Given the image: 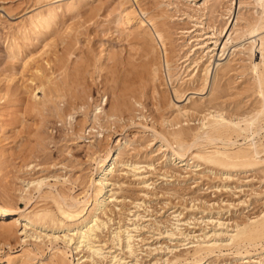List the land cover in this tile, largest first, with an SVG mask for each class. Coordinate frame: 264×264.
Instances as JSON below:
<instances>
[{
  "label": "rangeland",
  "instance_id": "rangeland-1",
  "mask_svg": "<svg viewBox=\"0 0 264 264\" xmlns=\"http://www.w3.org/2000/svg\"><path fill=\"white\" fill-rule=\"evenodd\" d=\"M190 1L138 0V4L134 0H132V3L130 2V5H134V9H136L138 14L142 15L145 12L152 16L157 14V17L164 15L165 18L162 16L160 21L162 22L163 20L162 23H165L164 25L169 34L174 68L178 67L174 71L173 77L174 79L182 78L183 82L186 83L183 84L181 96L177 99L172 89L176 85V81L173 80L170 83L165 70L160 69L159 78L163 76L159 81L162 82V85L165 84L161 86L160 83L161 87H159L165 93L167 91L168 94L166 96L169 97L166 98L170 99V102L167 103L162 100L161 103L156 105L150 91H146L144 94L137 92L139 99L136 98V100L141 102L144 108H141L140 105H133L135 108L132 107L133 110L128 107H121L118 110V112H121L118 113L119 115L114 121H111V123L109 121L106 124L104 123L105 121H101V125L104 126L101 128L99 123L91 121L95 109L101 106L105 109V113H108L124 97L126 101L134 102L133 98H131L134 95L132 93L138 89L139 83L137 85L133 83V85L135 84L134 87L131 83L134 82L135 78H132V76L140 75L144 64L142 52L139 51L137 41H135L134 37L125 34L127 32L124 33L117 23L118 2L115 0L106 2L105 0L103 4L98 5V8L96 6L98 11L96 9L92 13L93 18L87 13V18L86 15H84L85 17L80 16V18L76 17V14H71V17L69 15L60 20L59 26L64 24L63 22L65 24L63 28L58 26L61 28H58L59 30L63 31L65 26L69 27H66L67 30L65 29L66 31H63V34L60 32L62 38H68L65 39L64 47L63 44H59L61 43L60 38H58V42L57 39L56 41L54 39V45H51L50 41L53 37H48V40H51L47 44L50 43V45L45 47V50L42 48L44 43L36 44L34 48L31 47L30 52L39 51L41 53L39 64L53 78L59 74V69L64 66L62 61L65 59L67 64L68 58L70 64L80 59L79 61L81 62L79 64H84L89 70V73L84 77L85 79L78 81L70 79L71 81L66 82L68 86H65L64 81L62 82L59 78V82L55 79L54 82L62 83L61 87L63 90L60 89L61 87L57 88L59 91L52 89L51 91L56 93L53 94L50 91L49 97L44 98L43 87H40L41 81L33 76L35 63L31 62L24 70L22 69L23 64L21 66V63L23 62L21 60L26 58L28 52L25 50V53H23L25 57L23 56L18 61H15L16 64L13 63L14 61L8 55L10 36L12 38L14 31L21 27L28 17L39 12L44 4H39L38 0H0V97H2V93L3 95L5 94V90L8 87L13 91V93L11 91L13 95H4L3 97L6 98L2 97L0 100V203L4 204L3 198L11 197L10 202L17 208H28V211L46 208L55 210L56 207L52 200L45 199L42 194L51 190H60L64 191L68 196L82 197L87 190L86 182L88 177L94 172L95 163L92 159L97 156L93 155L94 151H101L103 155L108 148L114 149L119 144L123 145L126 143L123 154L125 161L140 162L141 167L154 163L157 169H147L145 172L148 184L153 183L152 187L142 186L138 178H134L127 172L120 171V174L116 172L115 178L112 177V180L116 181L117 179L116 183L111 186L119 191L114 190L116 195L119 196L118 198H120L119 200L117 199L118 202H115L118 203L116 205L120 206L121 213H118L119 207L111 204L112 202L108 204V207L115 209H113V214L111 213L115 219L113 223L110 221L112 223L110 226L111 230L117 227L119 221L123 222L129 216V211L136 212L143 217L141 220L139 219V225L144 226L141 230V237L146 240L144 245H141L142 248L139 253L140 264H153L155 260L157 261L160 258L157 256L156 250L149 255V250L145 251V248H152L155 245L156 247L160 245L171 246L173 243H177L174 241L175 239L171 243L165 236L160 235L158 237L159 233L171 231V226L175 224L172 216L174 213L180 214L181 221H189L186 226L182 224L181 228L186 229L187 232L192 231L193 233L191 234H198L196 236L202 235L206 231L212 232L213 226L210 224L211 222L205 223L210 216L214 218L213 220L222 219V221L231 226L237 221H245L247 217L253 218L259 215L264 209V163H260V166L256 164V168L254 165L253 169L250 167L232 170L230 176L232 178L226 177V179L218 171L203 170V165H200L198 170L191 167L192 158L187 157L189 165L183 161L184 163L180 165H173L175 166L173 172L168 171L163 174L165 169H168L164 162L167 153L165 152V147L160 148L161 143L154 138L149 130L153 123L158 131L166 130V128L167 130H172L170 126L172 123L178 124L174 128L182 127L192 133L199 127L201 124L200 120L210 110H224L227 116L243 117L259 110L261 105V98H259L254 84L251 67L255 64L260 66L263 58L257 56L252 59L246 52L241 51L232 53L233 49L236 48L234 46L238 45L239 47L240 43H233L226 50L221 62L227 63V69L218 70L217 75H215L217 76L215 77L216 80L215 78V81L213 80L214 86L210 76L205 87L202 81H196L195 79L196 82H192L198 74V68L193 63V60L201 55L197 45L202 43L207 36L216 32L212 29H216L219 26V20L222 21V18H219L216 12L214 14L207 12L206 16L203 17L204 27L199 25L201 19L197 11L199 5L203 4V0ZM223 1L225 2L226 0ZM195 2L197 5H195ZM209 2L213 6V4L217 5L220 3V0H210ZM185 13L190 14L193 18L187 17ZM73 15L74 17H72ZM78 18L81 19V23L77 22ZM82 18H86L88 22L85 19L84 22ZM214 21L217 22L216 25ZM65 34L67 35L66 37ZM223 38L224 36L220 39ZM66 46L69 49L68 51L64 49ZM58 57H62L59 60L61 62L58 61ZM136 58L137 60L134 61ZM141 62L143 63L142 66ZM97 67L103 68L102 71H98ZM128 69L132 75L129 74ZM51 72H53V75ZM8 76L15 77L8 81L6 80ZM127 81L130 84L128 86H126L128 84ZM47 85V88L50 87V85ZM113 87L120 94L118 92L114 94ZM211 87H214V89ZM48 89H46L47 92ZM122 93L124 97H122ZM33 94L34 96L32 97ZM116 95L121 96L116 97ZM164 101L169 105H166ZM193 103L196 105L192 106ZM103 104H105L104 107ZM81 105L85 109L77 110L74 120H69L68 114L72 113L73 109L81 107ZM56 106L62 109L60 117L55 112ZM191 107L196 109L192 110V114L189 116L180 115L179 109L190 110ZM101 119L103 120V115ZM146 126L149 128H146ZM256 141L258 144L264 145L262 135L256 138ZM36 179H45V183L53 186L54 189L47 185H43L42 192L34 191L31 188L28 191L29 194H24L27 197L26 199L30 201L27 202L24 199H20V191L27 188V182L25 181ZM120 201L122 203H119ZM136 203H141L142 206L141 204L140 206H135ZM120 215L122 219L124 217L123 220ZM124 224H127L126 221ZM103 233L100 237L102 241L108 234L105 229ZM14 236L10 237L12 239L7 240L8 243L5 240H2L3 242L0 240V258L9 251L15 255L20 253L23 248H31L32 250L35 249L34 251L40 257L42 255L43 261L48 263L52 254V246L50 247V244L41 245L40 248L42 249L37 251L31 240L26 239L23 241L21 240L22 238ZM60 247L62 248L63 244ZM254 250L251 249V255L248 257H256V251L259 249ZM224 251L226 253L222 254V256L218 255V257L216 254H210L205 258L212 264H245L239 258L240 255L238 256L232 248L224 249ZM82 252H79V254L74 252L76 254L75 259L82 257ZM77 254L81 255L78 256ZM126 258L129 264L134 263L131 262L134 260L131 259V256ZM70 259L73 261L71 256ZM97 261V264H101L99 260ZM87 262L89 261L87 260Z\"/></svg>",
  "mask_w": 264,
  "mask_h": 264
},
{
  "label": "bare ground",
  "instance_id": "bare-ground-1",
  "mask_svg": "<svg viewBox=\"0 0 264 264\" xmlns=\"http://www.w3.org/2000/svg\"><path fill=\"white\" fill-rule=\"evenodd\" d=\"M107 1L110 2L112 0H106V2ZM115 1L118 2L117 5L119 7V11L117 12L118 15H116L118 17L116 19L117 23L124 33L127 32L125 34L134 37L135 41H137L139 51L142 52V60L144 64L141 62V66L142 64L143 66L140 75L137 74L138 76H132V78L134 77L135 79L131 84L133 85V83H135L137 85V83H139L137 86L138 91L135 90L132 93L134 95L131 98H133L134 102L130 103V101H126L123 92L121 95L124 98L121 97L122 99L120 100L122 101L119 100L120 102H117V104H115L116 106L114 105L115 108L113 110H111L112 108L110 109V113L107 111L109 114L105 113V109L101 106L95 109L91 121L93 123H99L101 128L104 127L101 125V121H105V124L109 121L110 123L111 121H114L117 115H119L118 113L121 112H118L121 107L132 109L133 105H140L142 108L143 104L136 100V98H138L137 92L144 94L146 91H150L156 105L161 103L162 100L169 103L170 99H167L169 96H166V94H168L167 91L165 93V91L160 88L165 84L162 85V82L159 81L163 76L161 74L162 76L159 78L160 69L165 70L170 83L173 80L176 81V85H172V89L177 99L180 98V94L182 93L181 88L183 84L186 83L183 82L182 78L174 79L173 77L174 71L178 67L174 68L171 49L172 45L169 43V34L164 25L165 23H162L163 20L162 22L160 21L164 15H159L157 17V14L156 16L154 15L155 13L153 14L154 16H152L148 13L141 12L143 13L142 16L141 14H138L136 9H134V5H130L132 0ZM134 1L138 4V0ZM209 1L210 0H203V4L198 7L199 9L197 12L201 19L199 25H203L204 27L205 23L203 17L206 16L207 12H211L212 14L216 12L218 17L222 18V21L219 20V26H217L216 29H212L213 31H216L213 35L207 36L202 43L197 45V49H199L201 55L193 60V63L198 68V74L192 82L195 81V79L196 81H202L205 87L210 76L212 77V85L214 86L213 80L217 77L215 75H217L216 73L218 70L221 69L222 71V69H227V63L221 62V59L225 56L224 54L226 53V50L229 46L233 45V43H240L239 47L238 45L234 46L236 48L233 49L232 53L241 51L246 52L252 59L257 56L263 58L260 66L259 64H255L251 67L254 84L258 91L259 98H261L260 109L243 117L227 116V113L224 110H207L208 113L204 115L202 120H200L201 124L197 129L192 131V133L182 127L174 128L178 124L172 123L170 124L172 130H167L166 128V130L158 131L155 128L154 123L151 128L146 126V128H149L154 138L158 139L161 143L160 148L165 147L167 155H165L166 158L164 162L166 166H168V169H165L163 174H166L168 171L173 172L175 167L173 165L175 164L180 165L186 162V164L189 165L188 158H192L191 167L198 170L200 168L199 166L203 165V170H209L211 172L218 171L223 177L225 176L224 178L230 177L232 170L250 167L253 169L254 165L256 168V164L260 166V163H264V145L258 144L256 141V138L261 135L264 138V0H226L225 2L220 0V3L217 5L213 4V6L210 5L211 2ZM103 2H105V0H38L39 4H44L42 9L36 14L28 17L27 21L25 20L26 22H24L21 27L14 31V33L12 32V38L10 36L9 39L11 40H9L8 44L9 58L16 64L15 61H18L23 56L25 57V55H23V53H25L24 51L26 50V52H28L26 58H22L21 60V62H23L21 63V66L23 64L22 69L24 70L31 62L35 63V68L33 67V76L34 78L40 79V87H43L44 98L49 97L52 89L57 91V88L61 87L62 83L60 82L58 84L60 80H62V82L64 81V85L66 86L68 84L66 82L70 79H76V81L82 80L85 75L89 73V70H87L84 64H79V62H81L79 61L80 59L75 62L72 61L73 63L70 64L68 58V63L66 64L64 59L62 61L64 66H61L62 68L59 69V74L53 78L51 74H47V71L43 69L41 64H39L41 53L39 51L30 52V49L34 48L36 44L44 43L42 48L45 50V47L50 45V43L47 44V42L51 40H48V37H53L50 41L51 45H54L56 39L58 42V38H60L61 43L59 44H63L64 47L65 39L68 38L66 37V34V38H62L61 33L67 30V26H65L63 31L59 30L61 29L59 27L63 28V25L65 24V22H63L64 24L61 25L60 23L61 26H59V21L69 15L71 17V14H76V17H83L89 13V15L92 16V13L98 8V5L103 4ZM195 5H197L196 2ZM186 15L187 17L193 18L188 13ZM72 17H74V15ZM86 18L84 19L88 22ZM91 18H93V16ZM78 21L81 23V19L78 18L77 22ZM216 21H214L215 25L217 23ZM84 22L82 23L83 25ZM76 30L75 32L77 33ZM222 36H224V38L220 39ZM54 39L55 41L53 42ZM64 49H67L66 51L69 50L67 46ZM138 56L140 57V55ZM61 58L58 57V61L61 60ZM137 58L134 61H136ZM96 69L102 71L103 68L101 69V67H97ZM214 70L215 72L213 73ZM128 72H130L129 69ZM51 73L53 75V72ZM129 74H131V72ZM9 76L6 79L8 81H11L15 77L12 78ZM126 78L129 79L128 77ZM55 79L59 81L56 83L54 82ZM127 83L125 82V84ZM160 83L161 86L159 85ZM47 84L50 85V87H48L49 89L46 87ZM51 85H53V88ZM128 85L130 84L128 83L126 86ZM211 88L214 89V87ZM46 89H48V92ZM60 89H62V87ZM112 90L115 91H112L114 94L118 92L115 88ZM5 91L4 95H11L13 93L12 89L9 87ZM67 91L65 92L67 93ZM51 93L55 94L56 92L51 91ZM118 93L120 94V92ZM211 93L213 94V92ZM4 95L2 93V97ZM121 95H116V97ZM33 96L34 94L32 97ZM60 96L64 97L61 94ZM2 97H0V100ZM3 98L5 99L6 97ZM165 101L164 103H166ZM167 103L166 105H169ZM104 105L105 104H103V107ZM195 105L193 103L192 106ZM83 109L85 108L81 105V107L73 109V112L69 113L67 117H69V120H74L77 110L81 111ZM179 110L181 113L180 115L189 116L192 114V110L196 109L191 107L190 110ZM55 112L57 116L60 117L62 109L59 106H56ZM102 115L103 120L101 119ZM125 147L126 143L123 145L119 144L114 149L108 148L107 152L103 155L101 154V151H94L93 155H97L92 159L95 163L94 172L88 177L86 182L87 190L82 197L72 195L71 197L64 191L60 190H51L42 194L45 199L48 198L52 200L56 207L55 210L46 208L28 211V208L21 209L13 205L10 202L11 197L3 198L4 204L0 203V240H5V242L8 243L7 240L12 239L10 237L16 235L17 237L22 238L21 240L23 241L26 239L31 240L33 245L37 248V251L42 249L40 248L41 245L46 246V244H50V247L52 246V254L48 263H46L43 261V256L41 255L40 257L37 252L34 251L35 249L23 248L20 253L15 255L11 253V251L4 254V256L0 258V264H97V260H99L101 264H129L126 258L127 256H131V259H134L131 261L134 262L132 264H140L139 253L141 252V245H144L146 240L141 237V230L144 226L139 225V219L141 220L143 217L136 212L129 211V216H127L123 222L119 221L117 227H114V229L111 230L110 226L115 220L112 215L114 208L112 207L113 209H111L108 207V204L112 202L111 204L115 206L118 204L115 201L120 199L118 198L119 196L116 195V191H114L116 188L113 189L111 186L117 181V179L116 181L113 179V181L112 177L115 176L116 172H127L134 178H138L139 182L142 183V186L152 187L153 183L148 184L145 172L147 169H157L154 166V163H149L146 167H141L140 162L125 161L123 156ZM45 181V179L25 181L27 182V188L20 191V199L29 202L30 200L26 199L27 197L24 194H27L31 188L38 192H42L43 185H47L51 189H54L53 186L46 184ZM119 203L122 202L120 201ZM140 204L141 203H136L135 206H140ZM116 207H119L118 213H121L120 206L116 205ZM179 215L180 214L176 213L172 214L175 224H171V231H165L161 234L159 233L158 236H165L168 238L169 242L173 243L176 241L177 243H173L171 246L160 245L161 247H156L155 245V247L152 248L149 246H147L149 248H145V251L149 250V255L153 251L155 252V250L158 253L157 256L160 258L157 259V261L155 260L153 264H212L209 263L205 257H208L210 254L222 256V254L226 253L224 249L231 248L236 254H238V256L240 255L239 258H241L245 264H264V209L259 215L253 218L247 217L245 218V221H237L231 226L222 221V219L220 220L217 218V220H213L214 218H211L210 216L205 223L211 222L210 224L213 226L212 232H207L205 230L206 232L199 236H196L198 234H191L193 233L192 231L187 232L186 229L181 228L182 224H185L186 226L189 221H181L182 218H180ZM120 218L122 219L121 215ZM110 221H112V223ZM125 221L127 224H124ZM104 229L108 234L106 233L107 240H105V238L104 241H102L100 237L104 234ZM108 242L109 244H107ZM62 244L63 249L60 247ZM251 249H259L256 251L257 258L248 257L251 255ZM74 252H77L78 254L79 252H82L81 254H83V256L75 259L76 254H74ZM70 256L73 258V261H71ZM87 260L89 262H87Z\"/></svg>",
  "mask_w": 264,
  "mask_h": 264
}]
</instances>
